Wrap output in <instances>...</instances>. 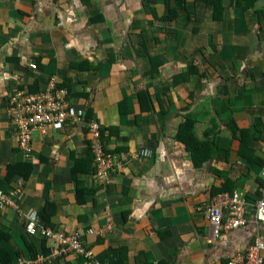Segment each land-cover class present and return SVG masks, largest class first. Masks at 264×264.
Listing matches in <instances>:
<instances>
[{"label": "crops", "instance_id": "0c3cea01", "mask_svg": "<svg viewBox=\"0 0 264 264\" xmlns=\"http://www.w3.org/2000/svg\"><path fill=\"white\" fill-rule=\"evenodd\" d=\"M52 77L101 126L103 182L87 125L17 147L8 98ZM263 165L264 0H0V189L20 193L0 208V264H91L47 259L48 228L80 232L99 264H226L264 234ZM233 192L248 226L213 237L206 208Z\"/></svg>", "mask_w": 264, "mask_h": 264}, {"label": "built area", "instance_id": "2783aa9c", "mask_svg": "<svg viewBox=\"0 0 264 264\" xmlns=\"http://www.w3.org/2000/svg\"><path fill=\"white\" fill-rule=\"evenodd\" d=\"M8 113L17 130V147L26 152L31 149V133L34 130L45 133L49 127L60 129L67 125H87L92 139L90 152L97 167L96 178L103 182L109 176L113 167V157L104 146L101 126L94 120L86 122L83 115L75 114L71 107L68 88L54 77L39 91L14 88L8 98ZM148 152V149H143L141 154L146 156ZM260 177L263 184L259 189L260 196L253 207V218L258 225L264 224V165ZM19 194L18 190L6 193L0 189V207L15 206L14 199ZM247 207L245 198L237 192L221 193L214 197L206 208V217L211 225L213 237L248 226L250 213ZM30 216L31 214L27 215L29 218ZM79 233L76 231L68 234L50 228L43 231V236L55 243L47 259L73 254L84 257L91 264H99L94 260L92 251L80 239ZM263 252L264 234L259 232L244 253L237 254L226 264H264Z\"/></svg>", "mask_w": 264, "mask_h": 264}, {"label": "trees", "instance_id": "16d2710c", "mask_svg": "<svg viewBox=\"0 0 264 264\" xmlns=\"http://www.w3.org/2000/svg\"><path fill=\"white\" fill-rule=\"evenodd\" d=\"M92 158H93V156H92ZM26 168H28V166H26V164H20V165H18V166H16L15 167V169L18 171V172H20V173H24V170L26 169ZM24 176H25V173H24ZM6 193H10V191H5ZM1 208V207H0ZM47 209H48V207H47V205L43 208V210H42V213H45L46 211H47ZM0 237H2L1 235H0ZM46 238V237H45ZM47 239V238H46ZM89 250H90V248L89 247H87ZM52 253V252H51ZM51 253L49 254V255H51ZM48 255V256H49ZM47 256V257H48ZM46 257V258H47ZM49 259V258H48ZM50 259H53L52 257L50 258ZM95 259V258H94Z\"/></svg>", "mask_w": 264, "mask_h": 264}]
</instances>
